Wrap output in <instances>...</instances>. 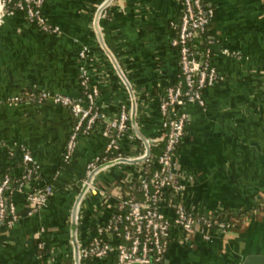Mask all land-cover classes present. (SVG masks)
Instances as JSON below:
<instances>
[{"label":"crops","instance_id":"crops-1","mask_svg":"<svg viewBox=\"0 0 264 264\" xmlns=\"http://www.w3.org/2000/svg\"><path fill=\"white\" fill-rule=\"evenodd\" d=\"M103 2L45 0L41 11L59 28L55 34L42 31L20 12L0 25V178L15 179L26 171L22 148L37 165L36 176L21 191L11 192L20 216L9 225L0 223V264H76L72 215L79 184L86 164L105 144L97 124L78 138L69 162H64L72 115L50 101H26L31 91L81 95L83 64L98 90L96 103L104 118L116 117L122 104L131 117L134 126L120 139L121 150L129 152L143 138L148 145L162 140L160 99L179 75L170 23L178 20L180 4L110 0L107 17L96 26L95 14ZM205 2L214 10L208 26L212 63L224 81L204 89L203 107L184 105L189 119L172 173L182 185L178 199L185 205L197 212L239 214V219L229 232L209 240L199 233H173L159 264H237L247 253H264V0ZM82 45L90 52L79 61ZM15 95L20 102H10ZM132 167L115 166L97 176L108 198L87 194L78 205L77 245H86L95 227L116 211L120 183ZM47 183L53 193L42 208L26 215L28 194ZM162 210L171 213L165 205ZM115 260L111 253L84 264Z\"/></svg>","mask_w":264,"mask_h":264},{"label":"built area","instance_id":"built-area-1","mask_svg":"<svg viewBox=\"0 0 264 264\" xmlns=\"http://www.w3.org/2000/svg\"><path fill=\"white\" fill-rule=\"evenodd\" d=\"M109 1L105 0L98 6L96 26L100 19L107 17L106 7ZM177 1L180 4V16L170 24L175 30L171 45L178 53L179 75L177 81L165 89L160 99L161 138L164 145L158 155L153 156L147 151L148 142L145 138L139 140L137 146H133L129 152L121 150L120 139L127 128L134 126L131 117L122 104L116 117L104 118L96 103L98 90L90 84L89 73L83 64L79 65L82 97L31 91L30 96L25 99L50 101L64 106L71 113L74 121L65 144L64 162H69L78 138L90 134L97 124L101 125V135L107 141L105 151L119 150L114 156L103 160L95 155L86 164L84 177L79 184V201L75 205L72 223H76L80 215L78 205L87 194L108 198V194L96 185L97 176L101 172L115 166H133V171L127 172L120 183L121 194L116 200V211L108 220L95 227L90 241L86 245H77L75 230L72 231L76 264H82L83 259L102 258L111 253L116 256L114 264H159L173 233L180 237L199 233L203 239L209 240L215 234H225L232 228L225 216L220 218V215L197 212L178 199L182 185L172 172L176 150L189 119L184 105L196 103L203 107L204 89L223 82L224 76L212 63L213 52L210 47L213 40L208 35V26L214 16L213 7L204 4L203 0ZM44 2L45 0H0V25L4 18L20 12L28 22L37 24L42 31L58 33L59 28L50 24L41 11ZM204 40L206 45L201 51L195 42ZM89 52V46L82 45L78 51L79 61H83ZM223 52L226 50L223 49ZM20 101L21 97L18 95L10 98V102ZM128 137L132 139L133 135L128 134ZM139 147L143 149L138 150ZM137 150V153L134 152ZM21 154L26 171L21 175L16 191H21L37 174V165L31 161L29 151L22 148ZM9 182L8 175L0 178V221L7 213L8 225L20 216L15 204L7 200ZM134 191L139 193L138 197L133 194ZM52 193L53 186L50 183L29 193L26 215H32L42 208ZM163 205L171 211L169 215L163 212ZM112 239L115 240L114 243L111 242Z\"/></svg>","mask_w":264,"mask_h":264},{"label":"trees","instance_id":"trees-1","mask_svg":"<svg viewBox=\"0 0 264 264\" xmlns=\"http://www.w3.org/2000/svg\"><path fill=\"white\" fill-rule=\"evenodd\" d=\"M203 2H204V4H206V2H205V0H203ZM207 5V4H206ZM205 5V6H206ZM175 21H177V20H175ZM196 43V47L197 48H199V50H203V48H204V46L206 45L205 44V40L204 41H196L195 42ZM198 43V44H197ZM81 97H82V94L80 95ZM73 118V117H72ZM73 121H74V119H73ZM105 139V138H104ZM106 140H105V144H104V149L101 151V153L100 154H98L99 156H100V158H101V160H103L104 158H109V157H112V156H114L117 152H119V150H109V151H105V146H106ZM163 145H164V143H163V141L162 140H159V141H157V142H155V144H149V145H147V151L151 154V155H153V156H155V155H158L161 151H162V149H163ZM141 149H143V148H141V147H139L138 148V150H141ZM138 150L137 151H134V152H138ZM10 151H12V149L10 150ZM20 177H21V175L20 176H17L15 179H11L10 180V182H9V184H8V197H7V200L8 201H10V195H11V192H13L15 189H16V187H17V185H18V182H19V180H20ZM133 194H135V196H139V193H137L136 191H134L133 192ZM262 209V208H261ZM263 210H264V208H263ZM223 216H225L227 219H228V221L231 223V224H234V222H236V220H238L239 219V214H233V213H226V214H224V215H220V218L221 217H223ZM8 214L6 213L5 214V217H4V219L3 220H1L0 221V223L1 222H3V223H7V219H8ZM85 260H87V259H83L82 260V262L81 263H83L84 264V262H85Z\"/></svg>","mask_w":264,"mask_h":264},{"label":"water","instance_id":"water-1","mask_svg":"<svg viewBox=\"0 0 264 264\" xmlns=\"http://www.w3.org/2000/svg\"><path fill=\"white\" fill-rule=\"evenodd\" d=\"M75 229V224H72V230ZM237 264H264V253H247L243 255Z\"/></svg>","mask_w":264,"mask_h":264},{"label":"rangeland","instance_id":"rangeland-1","mask_svg":"<svg viewBox=\"0 0 264 264\" xmlns=\"http://www.w3.org/2000/svg\"><path fill=\"white\" fill-rule=\"evenodd\" d=\"M98 181H99V179H97V180H96V185H98V186H99V182H98Z\"/></svg>","mask_w":264,"mask_h":264}]
</instances>
